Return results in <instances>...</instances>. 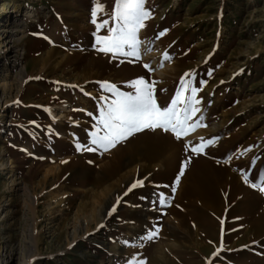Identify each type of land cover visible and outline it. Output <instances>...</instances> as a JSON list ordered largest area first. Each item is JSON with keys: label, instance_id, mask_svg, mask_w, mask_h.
Instances as JSON below:
<instances>
[{"label": "rangeland", "instance_id": "1", "mask_svg": "<svg viewBox=\"0 0 264 264\" xmlns=\"http://www.w3.org/2000/svg\"><path fill=\"white\" fill-rule=\"evenodd\" d=\"M115 4L0 0V81L13 85L0 92V264H264V0H145L140 59L99 50ZM138 79L161 109L199 101L186 133L93 144L117 99L104 82L135 94ZM150 133L169 140L156 159ZM201 160L239 196L185 193Z\"/></svg>", "mask_w": 264, "mask_h": 264}, {"label": "snow or ice", "instance_id": "2", "mask_svg": "<svg viewBox=\"0 0 264 264\" xmlns=\"http://www.w3.org/2000/svg\"><path fill=\"white\" fill-rule=\"evenodd\" d=\"M144 3L145 0H116L112 14L115 27L108 28L110 36L104 38L106 46L99 49L100 51L140 59L141 42L138 33L144 26L143 20L149 16L143 7ZM101 10V6L97 5L93 11V17L95 18L97 12ZM93 23H96L95 19ZM108 23L109 21H102L97 27H107ZM165 58L167 59V56ZM183 85L184 82H182L181 94L184 91ZM104 86L108 91L116 92L117 99L113 100L106 110L101 111L99 120L105 135H97L92 143L99 144L106 151L109 147H115L116 143L144 128H161L164 131H172L177 138H180L181 134L187 131L188 121L198 111L193 107L194 104L199 103L194 96L192 104L188 107L177 108L176 105L182 102L180 95L172 101L170 107L161 109L154 99L152 87L143 79L132 83L131 86L136 90L135 94L120 93L116 91L114 85L107 82H104ZM89 150L94 151L95 149ZM192 151L196 152L198 149L193 148ZM137 183L142 185V181ZM137 183L131 185L130 190L135 188Z\"/></svg>", "mask_w": 264, "mask_h": 264}, {"label": "bare ground", "instance_id": "3", "mask_svg": "<svg viewBox=\"0 0 264 264\" xmlns=\"http://www.w3.org/2000/svg\"><path fill=\"white\" fill-rule=\"evenodd\" d=\"M19 21L14 20V24L18 23ZM0 32H8L6 29H0ZM4 34V33H3ZM7 36L6 38H8ZM10 41L12 43H15L16 40L10 37ZM1 43V42H0ZM9 45H6L4 48H9ZM23 56V55H17ZM1 58V57H0ZM21 60V59H17ZM17 76L16 81L17 84H19V87H22V84L24 83L25 78V68L22 66V64L17 61ZM0 92L2 94H6L7 92L12 91V86L9 82H7L6 79H3V81H0ZM20 90V89H19ZM9 102L4 100L3 105H7ZM147 140V143H151L152 147L149 148L146 152V156L149 158H157V156L163 155V153L166 151L169 140H167L165 137L157 136L153 133H150L146 136H144ZM144 139V140H145ZM138 142L134 141L132 144H136ZM144 142V141H143ZM176 144H180L178 141H172ZM164 157V156H163ZM118 163V162H117ZM115 165V164H114ZM113 172V171H111ZM189 183L187 185L182 186L181 189H184L185 193L189 195L199 194L202 198V200H207L211 202L218 201V197L220 195H227L231 199L233 196L238 197L240 194V190L237 187V185L234 182L233 177L230 175V172L222 167L217 166L216 164L209 162L207 160H201L196 165L192 167L189 174L187 175ZM221 200V199H220ZM248 202L250 204H255L257 201L253 199L252 193L251 198L248 199ZM256 214L254 215V221L255 222H264V212H262V215ZM260 215V216H257ZM257 216V217H256ZM118 249V248H117Z\"/></svg>", "mask_w": 264, "mask_h": 264}]
</instances>
